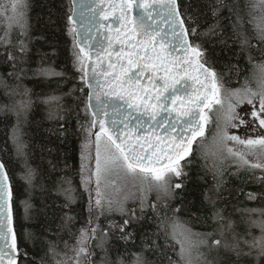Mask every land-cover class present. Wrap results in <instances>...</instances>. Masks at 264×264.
Instances as JSON below:
<instances>
[{
	"label": "snow or ice",
	"instance_id": "obj_1",
	"mask_svg": "<svg viewBox=\"0 0 264 264\" xmlns=\"http://www.w3.org/2000/svg\"><path fill=\"white\" fill-rule=\"evenodd\" d=\"M9 7L13 13L9 19L15 20L20 35H26L20 11L26 7L23 0L0 5L4 11ZM244 7L248 9L246 20L234 0H70L65 27L72 37V63L82 85L74 91L81 93L77 99L84 104L86 117L90 116L87 127L80 124L88 133L82 144L80 177L92 226L80 230L70 249L65 242L67 250L62 255L49 243L46 255L51 254L55 264H264V208H236L237 220L225 215L216 199L206 193L210 209L203 223L209 231L194 232L176 217L179 208H171L172 216H168L167 203L146 204L144 195L154 187L157 201L162 200L160 193L166 200L184 186L185 168L191 163L186 158L197 138L205 136L213 105L224 109L222 77L206 66L198 42L223 37L222 21L232 28L241 53L255 71L241 88L228 91L227 108L216 116L213 142L221 157L233 158L238 168L250 169L253 175L255 170L264 173V0H248ZM245 23L253 25L251 33L246 28L241 31ZM12 28L9 24L0 43L11 62L8 77L14 83L0 76V87L6 96L22 97L10 109L19 122L33 101L30 90L22 88L27 45L20 40L16 53L7 51L13 46ZM222 42L227 44V39ZM41 73L63 75L52 69H41ZM44 102L61 107L58 97ZM243 104L251 106L245 113L250 119L236 111ZM49 117L63 119L52 112ZM242 126H251L259 135L241 137L229 132ZM21 148L17 143V151ZM249 155L255 159L250 161ZM55 168L52 164L53 171ZM33 177L29 169V183ZM258 179L264 185V175ZM129 181L147 183L148 188L141 187L139 197L128 192L119 198ZM53 186L64 197L61 211L76 202V189L67 176L53 178ZM108 190L116 196L107 195ZM215 195L219 197V182ZM245 195L249 201L264 200V192ZM29 207L25 202L26 212ZM149 210L159 219L156 231L138 235L137 228ZM112 214H118L120 220L103 227L100 218ZM63 219L67 224L73 217L65 213ZM36 239L31 232L18 237L13 227V189L5 164L0 162V264H29L27 243Z\"/></svg>",
	"mask_w": 264,
	"mask_h": 264
},
{
	"label": "trees",
	"instance_id": "obj_2",
	"mask_svg": "<svg viewBox=\"0 0 264 264\" xmlns=\"http://www.w3.org/2000/svg\"><path fill=\"white\" fill-rule=\"evenodd\" d=\"M23 2L26 5V35H20L21 29L14 24L10 30L13 46L7 48V51L16 53L20 40H23L29 49L27 63L24 65L26 72L22 88L30 90L33 104L18 122L17 116L10 109L11 105L22 97L6 96L4 89L0 87V158L12 183L13 211L18 237H22L25 232H31L37 237L35 242L27 243L29 264L33 260L36 264H55L51 254L46 255L49 243L55 244L57 251L62 255L67 250L65 242L70 249L75 245L80 230L92 226L88 224L87 193L81 195L84 190L80 177L82 144L88 136V133L80 128V124L87 127L90 116L86 117L84 104L77 99L81 93L74 91L82 85L79 73L72 63V37L65 27L70 0ZM234 2L241 6V15L245 16L246 20L248 9L244 5L248 0ZM3 15L5 14L0 10V37L4 36L8 28ZM222 24L225 33L223 37H206L198 42L204 49V60L222 77L224 88L240 87L246 77L251 78L254 69L247 63V56L241 53L240 42L228 22L222 21ZM245 28L251 33L253 25L245 23L241 31ZM225 38L227 44L222 42ZM255 43L253 40V44ZM5 51V46L0 43V76L5 77L9 84H13V79L8 77V73L12 71L11 62L7 61ZM254 55L259 58L258 52ZM234 65L238 68H233ZM41 69H52L63 75H43ZM53 96L59 98V109L56 103L44 102L46 98ZM50 112L63 119L50 118ZM212 126L213 123L210 122L203 138L211 135ZM200 139L196 141L192 154L187 158L191 163L185 168L188 175L184 179V186L166 200L163 199L164 194L160 193V201H157V190L153 187L144 194L147 197L145 203H167L170 206L168 216H172L171 208H179L180 212L176 217L194 232L209 231L203 223L210 209L204 199L206 193L216 199L217 207L222 208L225 215L237 220L239 213L236 208H264V200L249 201L245 195L249 192H264V185L258 179L264 173L255 170L253 175L250 169L245 170L243 166L238 168L233 158L218 157L217 153L199 145ZM17 143L22 145L20 151H17ZM52 164L56 165L55 171L52 170ZM29 169L34 173L31 183L26 179ZM64 176L72 180V186L76 189V202L61 211L65 201L54 188L53 178ZM218 182L219 197L215 195ZM136 196L139 197L140 194L136 193ZM25 202L30 205L27 212ZM129 204L133 206L132 201H129ZM65 213L73 217L67 224L63 219ZM146 217L142 226L137 228L138 235L143 231H156L159 219L150 210ZM119 220L118 214H112L107 219L101 217L99 223L106 228L109 221ZM96 223L93 218V225ZM159 242L164 243L162 235ZM21 247H24L23 242ZM71 254L69 251V255ZM173 259L177 257L173 255Z\"/></svg>",
	"mask_w": 264,
	"mask_h": 264
},
{
	"label": "rangeland",
	"instance_id": "obj_3",
	"mask_svg": "<svg viewBox=\"0 0 264 264\" xmlns=\"http://www.w3.org/2000/svg\"><path fill=\"white\" fill-rule=\"evenodd\" d=\"M10 2H11V0H0V5H10ZM0 10L3 11V13L5 14L3 16H4V20H5L6 25H9V24H13L14 25L15 24V20L9 19L10 17L13 16V13H12L10 7H9L8 11H4L3 8H0ZM20 11L23 12V14H24L23 15V19H24V22H25L26 21L25 7L21 8ZM252 75H253V73H252ZM251 86L252 87H255L256 86L255 85V82H252L251 83ZM241 87L242 86L236 87V88H224L223 87L222 92H221V98L224 101V109H221L220 108V105H213V111L211 113H209V116L211 117V121L210 122L213 123L212 133L208 137H205V138L200 139L198 141L199 142V145L201 144L202 147L208 149L209 151H212V152L217 153L218 154V157H221L220 151H219V146L213 142V136H214V133L216 131V116L218 114H222V112L227 108V104L229 102L228 91L229 90H234V89H237V88H241ZM231 101H232V103H235V98L232 97L231 98ZM236 111L244 119H246V120L247 119H250V117L247 116V115H245V113L251 111V106H249L247 104H243V105H240L239 107H237ZM229 132L230 133H235L237 135H240L241 137H244L245 135H252V136L259 135L258 132H252L251 131V126H249V127H243L242 126L238 130L237 129H231L230 128L229 129ZM229 146H231V144ZM248 159L250 161H253L255 158L253 156L249 155L248 156ZM141 187H144L145 189H147L148 188V184L145 183V184L141 185V182L140 181H136L135 184H133V182L129 181L127 183V185L124 186L123 191L119 194V198L122 199L123 196L125 194H127L128 192L134 193L135 195H136V193H138V194L141 195V191H140V188ZM146 192L147 191H145V193ZM106 194L107 195L114 196V197L116 196V194L114 192H112L111 190H108ZM257 235H258V233H257Z\"/></svg>",
	"mask_w": 264,
	"mask_h": 264
},
{
	"label": "water",
	"instance_id": "obj_4",
	"mask_svg": "<svg viewBox=\"0 0 264 264\" xmlns=\"http://www.w3.org/2000/svg\"><path fill=\"white\" fill-rule=\"evenodd\" d=\"M206 66L211 67L208 63L206 64ZM212 68H213V67H212ZM205 111H207V109H206ZM207 129H208V124L206 125L205 134H206V132H207ZM198 139H200V138H197V140H198ZM93 140H94V137H93ZM195 143H196V142H195ZM195 143L193 144L192 148H194ZM187 158H188V157H187ZM187 158H186V159H187ZM0 162H3V161L1 160V158H0ZM5 169H6V167H5ZM6 171H7V169H6ZM7 173H8V171H7ZM8 176H9V174H8ZM9 182L11 183L10 177H9ZM11 185H12V183H11ZM13 227H14V229L16 230L14 211H13ZM16 232H17V230H16Z\"/></svg>",
	"mask_w": 264,
	"mask_h": 264
}]
</instances>
